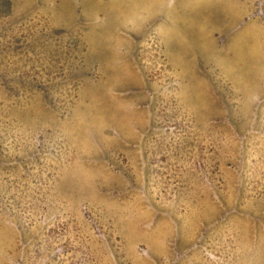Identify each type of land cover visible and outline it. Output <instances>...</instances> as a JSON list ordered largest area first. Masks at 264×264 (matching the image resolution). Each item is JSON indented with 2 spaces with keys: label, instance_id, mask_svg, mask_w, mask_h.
<instances>
[{
  "label": "rangeland",
  "instance_id": "obj_1",
  "mask_svg": "<svg viewBox=\"0 0 264 264\" xmlns=\"http://www.w3.org/2000/svg\"><path fill=\"white\" fill-rule=\"evenodd\" d=\"M1 62L0 264H264V0H0Z\"/></svg>",
  "mask_w": 264,
  "mask_h": 264
},
{
  "label": "trees",
  "instance_id": "obj_2",
  "mask_svg": "<svg viewBox=\"0 0 264 264\" xmlns=\"http://www.w3.org/2000/svg\"><path fill=\"white\" fill-rule=\"evenodd\" d=\"M163 19H161V20H158L157 22H154V24H153V26L151 27V23H152V21H153V19L152 20H148V22H147V25H148V33L150 32V31H153L154 30V28H158V26H159V24L161 23L160 21H162ZM151 27V28H150ZM87 31H88V29H87ZM156 34H159L158 33V31L156 32L155 31V36H156ZM87 36H88V32H87ZM88 38L89 39H92V40H98V39H95L94 37H89L88 36ZM96 48H98L99 50H98V53L99 54H101V55H103V56H105L101 51H100V47H98V45L96 44ZM41 52V51H40ZM90 53H88V57L90 58ZM76 57H78V56H76ZM92 57V56H91ZM36 59L38 60V62H37V65H39V63H40V58H39V52H36ZM102 62H104V59H103V61ZM81 63V62H80ZM8 67V66H7ZM6 66L5 67H3L2 68V62H1V64H0V70L1 69H4V72L2 73L3 75H5V70L6 69H9V72H12V68H7ZM37 69V68H36ZM33 71V70H32ZM37 71H38V69H37ZM38 73L40 74V72L38 71ZM20 74L22 75V76H19L17 79H19L18 80V82H15V80H10V81H13L14 83H12L11 84V88H9V90L8 91H6V92H8V93H15V94H18V96H20V97H22V98H24V97H29V94H32V92H30L29 91V89H28V87H26L25 88V90H21V88H17V87H15L16 85L18 86L19 84L20 85H22L21 83H19V82H21L22 80H25V82H27L28 84H29V82H30V84H31V86L33 87V88H35V89H39L40 88V83H41V80H39L38 79V77L36 76L37 74H36V72H32L31 73V69L30 70H26L25 72H22V71H20ZM31 74H33V75H31ZM1 80V82L3 83V81H2V78L0 79ZM73 80H74V78H73ZM9 81V82H10ZM212 81H214L215 82V84H217L218 82H216L215 80H212ZM27 83H25V84H27ZM37 97H38V95L40 96V91H37ZM48 98H50V96L48 97ZM21 102H24L23 100H20V101H16L15 103L18 105V106H20L21 107V105H20V103ZM23 107L22 108H24V109H22L21 111H17L18 112V114H29L30 116H31V114L30 113H28V112H26L25 111V105H22ZM28 107V106H27ZM59 140V139H58ZM175 223H177V222H175Z\"/></svg>",
  "mask_w": 264,
  "mask_h": 264
}]
</instances>
